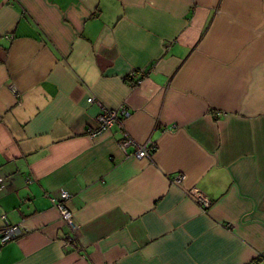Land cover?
Returning <instances> with one entry per match:
<instances>
[{
    "label": "crops",
    "instance_id": "obj_1",
    "mask_svg": "<svg viewBox=\"0 0 264 264\" xmlns=\"http://www.w3.org/2000/svg\"><path fill=\"white\" fill-rule=\"evenodd\" d=\"M0 177V264H264V0H0Z\"/></svg>",
    "mask_w": 264,
    "mask_h": 264
},
{
    "label": "built area",
    "instance_id": "obj_2",
    "mask_svg": "<svg viewBox=\"0 0 264 264\" xmlns=\"http://www.w3.org/2000/svg\"><path fill=\"white\" fill-rule=\"evenodd\" d=\"M6 37L9 39L11 38V36ZM134 76L135 72H132L129 77L133 78ZM87 101L90 103H96L100 108L99 113L94 118V127L87 129L89 136H96L101 132L108 130L114 124L121 125L120 116L128 115V111L123 105L119 106V108H106L92 97H89ZM117 145L124 156H132L137 159L145 158L150 160L152 152L155 149L151 142L148 141L143 144H139L127 134H124L123 138L118 141ZM128 147H133V151L131 153L127 152ZM183 178V174H176L171 178V183L180 184ZM3 186V178L0 177V189L3 188ZM187 193L198 203L202 210L205 211L211 205V200L197 188H190ZM69 199L70 194L64 190H60L57 197L50 198L52 205L59 212L62 221L66 223L70 230H74L76 228V224L73 220L72 212H70L66 206V202ZM21 233L22 227L20 225H12L8 223L4 224V226L0 228V246L16 239ZM69 241L70 239L66 241V244Z\"/></svg>",
    "mask_w": 264,
    "mask_h": 264
},
{
    "label": "trees",
    "instance_id": "obj_3",
    "mask_svg": "<svg viewBox=\"0 0 264 264\" xmlns=\"http://www.w3.org/2000/svg\"><path fill=\"white\" fill-rule=\"evenodd\" d=\"M130 78V77H129Z\"/></svg>",
    "mask_w": 264,
    "mask_h": 264
}]
</instances>
